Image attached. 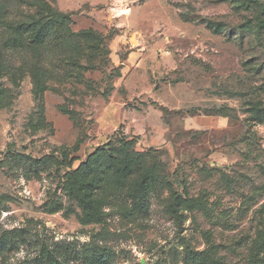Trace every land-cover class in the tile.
Returning a JSON list of instances; mask_svg holds the SVG:
<instances>
[{
    "label": "rangeland",
    "instance_id": "1",
    "mask_svg": "<svg viewBox=\"0 0 264 264\" xmlns=\"http://www.w3.org/2000/svg\"><path fill=\"white\" fill-rule=\"evenodd\" d=\"M64 18L58 46L5 45L10 26ZM43 248L57 264H264L253 2L0 0V264H52Z\"/></svg>",
    "mask_w": 264,
    "mask_h": 264
},
{
    "label": "trees",
    "instance_id": "2",
    "mask_svg": "<svg viewBox=\"0 0 264 264\" xmlns=\"http://www.w3.org/2000/svg\"><path fill=\"white\" fill-rule=\"evenodd\" d=\"M254 3V7L257 11V28L259 31L264 27V3L259 0H245ZM64 18L48 19V20H33L17 23L15 26H10L9 29L13 33L5 45L9 48L20 49L30 45L33 46H58L61 41L66 37L72 36L73 32L67 34V26ZM132 161V162H130ZM123 167H117L114 169V173L119 178L130 177L139 167L138 162L130 160ZM157 178L151 174L146 173L142 176L139 185H135L130 192V196L135 202L134 209L140 211H146V202L148 201V192L155 187ZM173 205V204H172ZM107 249L100 250L95 247L90 260L92 263H98L105 261V257L108 256ZM43 257L52 264H57V259L52 255L51 251L47 248L42 250Z\"/></svg>",
    "mask_w": 264,
    "mask_h": 264
}]
</instances>
